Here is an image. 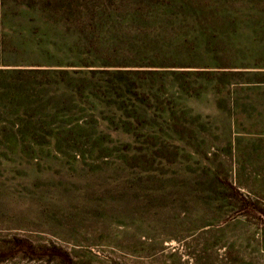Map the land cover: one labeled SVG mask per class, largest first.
I'll use <instances>...</instances> for the list:
<instances>
[{"label": "rangeland", "instance_id": "rangeland-1", "mask_svg": "<svg viewBox=\"0 0 264 264\" xmlns=\"http://www.w3.org/2000/svg\"><path fill=\"white\" fill-rule=\"evenodd\" d=\"M11 68L80 73L0 102V264H264V0H0Z\"/></svg>", "mask_w": 264, "mask_h": 264}, {"label": "trees", "instance_id": "trees-1", "mask_svg": "<svg viewBox=\"0 0 264 264\" xmlns=\"http://www.w3.org/2000/svg\"><path fill=\"white\" fill-rule=\"evenodd\" d=\"M89 72H96L94 70H90ZM102 72L106 74H114L118 76H123L122 79H117L118 82L115 85V88L118 90H121L122 88H127L129 93L127 94V98L129 100L136 101L137 92L132 91L130 88L131 86H135V83L132 79L128 78L129 71L127 73H122V71H115L114 73H110L109 71L103 70ZM34 73H41V74H62V75H69V74H79V71H72L69 73L67 70H52V69H39V68H33V69H18V68H11V69H0V102L5 106L12 103V101L20 100L21 102L17 103V106H23L25 103L32 104V101H29L32 97L34 99V94H28L26 93L24 86H29V82L31 79H33L34 76H29ZM264 73V72H262ZM25 75V77H20L21 75ZM125 76V77H124ZM127 76V77H126ZM133 92V93H132ZM10 102V103H9ZM48 134H51V131ZM18 133H20V130H18ZM7 134V135H6ZM4 136L10 137L15 139L16 133H6ZM1 136V135H0ZM29 136L36 141L44 140L46 136L41 133L37 132L35 129L32 131V133L29 134ZM51 136V135H49ZM14 249L22 251L23 254L27 253L28 251L31 253H37L42 252L43 250H47V252H51L53 255L61 256L65 261L70 263V260L66 259L64 254L60 253L58 249L52 248V249H42V251H37L41 249H35L33 245H31L29 242L25 240H17V243L14 246ZM55 255V256H56ZM2 257H0L1 260Z\"/></svg>", "mask_w": 264, "mask_h": 264}]
</instances>
